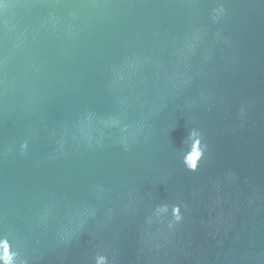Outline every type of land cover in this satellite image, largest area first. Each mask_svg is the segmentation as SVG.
<instances>
[{"label":"water","instance_id":"water-1","mask_svg":"<svg viewBox=\"0 0 264 264\" xmlns=\"http://www.w3.org/2000/svg\"><path fill=\"white\" fill-rule=\"evenodd\" d=\"M0 264H264V0H0Z\"/></svg>","mask_w":264,"mask_h":264}]
</instances>
